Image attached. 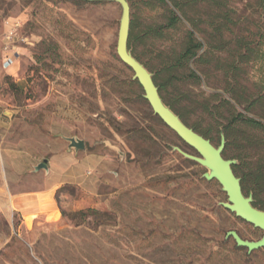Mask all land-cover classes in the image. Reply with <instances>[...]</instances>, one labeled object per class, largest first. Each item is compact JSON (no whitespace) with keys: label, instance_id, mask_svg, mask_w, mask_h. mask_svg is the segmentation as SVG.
Segmentation results:
<instances>
[{"label":"rangeland","instance_id":"obj_1","mask_svg":"<svg viewBox=\"0 0 264 264\" xmlns=\"http://www.w3.org/2000/svg\"><path fill=\"white\" fill-rule=\"evenodd\" d=\"M127 1L134 24L129 50L158 85L191 28L185 21L166 28L168 11L151 0ZM230 8L232 38L249 42L251 58H198L203 49L159 93L179 118V104L185 106L180 120L215 147L225 119L204 106L222 110L226 100L242 111L264 96V17L252 0L232 1ZM119 16V6L107 2L0 0V184L35 189L39 181L28 173L66 144L61 136L84 142L76 154L92 179L60 189L54 222L0 215V264H264V248L247 254L225 240L228 231L246 241L263 232L221 208L226 196L219 185L172 150L198 156L152 114L118 59ZM158 29L161 38L148 34ZM191 72L198 81L187 79ZM231 91L243 96L241 107ZM256 105L264 108V99ZM251 135L264 141L262 131ZM241 150L230 146L223 156L235 167ZM253 201L264 210V195Z\"/></svg>","mask_w":264,"mask_h":264},{"label":"trees","instance_id":"obj_2","mask_svg":"<svg viewBox=\"0 0 264 264\" xmlns=\"http://www.w3.org/2000/svg\"><path fill=\"white\" fill-rule=\"evenodd\" d=\"M152 2L163 6L169 13L167 18L166 28H173L176 24L185 21L189 24L191 30L187 31L179 54L165 64L160 84H156L159 93L165 91L169 85L173 86V82L179 80L178 70L184 67V63L196 58L199 51L203 50L198 58H222L226 55L228 58H241L246 62L247 58H251L253 51L248 48L249 42L245 38L233 37L234 22L229 18L233 9L230 8V3L235 0H151ZM249 2L251 0H236ZM253 5L259 15L264 17V0H252ZM208 13V20L202 22L199 19V14ZM213 15V17L211 16ZM200 23L206 25V28L200 26ZM133 22L130 23V31L128 38V48L134 45L133 38ZM210 31H209V30ZM209 32H208V31ZM202 35V42L198 41L194 34ZM153 38H161L162 32L158 30H149L148 34ZM250 37V36H249ZM234 40V47L229 48V45ZM263 57V56H262ZM241 60V63H243ZM236 69H239L238 67ZM181 77V76H180ZM238 75L232 76V80L237 82ZM187 79L198 81V76L191 72ZM156 79H154L155 81ZM230 99L237 106L243 105V96L235 91L230 92ZM260 98L255 102L247 105L242 111L236 110L234 105H231L225 100L226 107L220 109L217 107L209 110L208 106H204V112L215 117H223L225 123L222 125V134L225 137L224 151L230 146L238 145L242 150L235 156L240 159V164L233 167L234 174L240 178L241 187L244 194L251 193L255 200L264 195V141L254 140L251 133L262 131L264 132V124L250 117V115L264 119V108L256 104L261 101ZM179 104V102H176ZM257 106V107H255ZM178 112L181 117L187 114L185 106H180ZM209 132H207L208 134ZM206 136V135H204ZM223 151V153H224ZM224 157V156H223ZM242 157L246 159L243 161ZM255 206V205H253Z\"/></svg>","mask_w":264,"mask_h":264},{"label":"water","instance_id":"obj_3","mask_svg":"<svg viewBox=\"0 0 264 264\" xmlns=\"http://www.w3.org/2000/svg\"><path fill=\"white\" fill-rule=\"evenodd\" d=\"M88 3L107 2L117 4L120 8L118 28L116 33L115 53L118 59L132 72V80L137 82L142 90V98L148 104L152 114L156 116L167 128L176 134L187 146L192 148L196 156L189 155L178 147L172 150L182 158L196 163L205 169L202 179L210 182L215 181L220 190L226 196V202L219 203V206L238 219L250 224L252 227L263 232L257 241L243 240L236 232L228 231L225 240L231 239L237 248L245 249L247 254L264 248V210H258L253 206L252 194L245 195L241 180L233 172L235 161L226 160L223 157L225 148V137L220 134L218 146H213L211 142L203 136L188 128L180 118L167 107L160 97L158 87L155 85L152 75L140 64L131 54L128 48V38L130 31V7L127 0H80ZM67 143V150L75 153L84 149V142L75 137L61 136ZM47 160L33 166V172L47 171ZM237 200H233V198Z\"/></svg>","mask_w":264,"mask_h":264},{"label":"crops","instance_id":"obj_4","mask_svg":"<svg viewBox=\"0 0 264 264\" xmlns=\"http://www.w3.org/2000/svg\"><path fill=\"white\" fill-rule=\"evenodd\" d=\"M47 171L33 172L28 175L38 179L35 189L28 191H10L0 184V215L9 219L12 215L26 217L34 222L38 218L50 221L55 215L60 217V209L56 203V195L66 185L91 184L92 179L85 178L86 161L79 159L75 152L67 150V143L58 149L53 157L46 158ZM38 161L33 166L37 165ZM32 166V170H33Z\"/></svg>","mask_w":264,"mask_h":264},{"label":"bare ground","instance_id":"obj_5","mask_svg":"<svg viewBox=\"0 0 264 264\" xmlns=\"http://www.w3.org/2000/svg\"><path fill=\"white\" fill-rule=\"evenodd\" d=\"M233 200L235 201V200H237V199L234 197Z\"/></svg>","mask_w":264,"mask_h":264}]
</instances>
